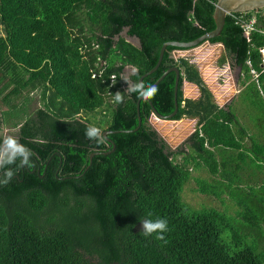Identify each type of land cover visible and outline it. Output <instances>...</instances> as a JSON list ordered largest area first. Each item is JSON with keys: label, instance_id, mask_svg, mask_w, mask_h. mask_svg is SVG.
<instances>
[{"label": "trees", "instance_id": "obj_1", "mask_svg": "<svg viewBox=\"0 0 264 264\" xmlns=\"http://www.w3.org/2000/svg\"><path fill=\"white\" fill-rule=\"evenodd\" d=\"M217 1L0 0V103L24 107L36 93L41 104L20 138L35 167L17 161L0 185V264H264V9L249 37L236 25L240 14H231L211 40L223 43V61L239 71L238 94L263 135L249 133L234 102L227 109L215 103L197 66L174 58L181 49L168 47L143 83L155 85L180 67L173 120L198 118L199 126L189 152L172 149L151 123L155 109L164 117L175 111V73L141 101L121 79L131 65L139 82L164 43L213 31ZM242 15L249 21L253 12ZM126 28L141 48L121 36ZM184 80L200 88L198 100L184 98ZM117 91L121 104L113 102ZM99 109L110 115L103 145L84 134L92 124L84 114ZM203 167L212 182L193 177ZM193 178L202 194H227L234 212L189 206L182 194ZM158 217L168 221L167 243L142 233L141 220Z\"/></svg>", "mask_w": 264, "mask_h": 264}, {"label": "rangeland", "instance_id": "obj_2", "mask_svg": "<svg viewBox=\"0 0 264 264\" xmlns=\"http://www.w3.org/2000/svg\"><path fill=\"white\" fill-rule=\"evenodd\" d=\"M252 19H256V13L253 12ZM183 50V51H181ZM176 51V58H179L180 56L184 55L191 63L195 64L198 68L203 62H205V59H210V63H214L216 66L217 63L222 67L223 63L225 64L226 62L223 61L224 58V49L223 46H219L218 44H208L204 43L199 46L197 51L195 52H190L189 49H181ZM178 52V53H177ZM215 60V62L213 61ZM230 59H227L229 61ZM205 72H208L207 68L205 65L201 66V71L200 73L204 76ZM225 74L223 72L220 74L219 78V83L223 84V77L222 75ZM225 76H230L232 77L233 81L238 77V71L233 70L231 68L230 72H227ZM224 76V77H225ZM225 80V78H224ZM192 85V84H190ZM188 85V86H190ZM210 85H212L210 83ZM192 90H196L195 93H190L188 92V88L186 84H183V91H184V97L187 98V96L194 100L195 98H199L200 96V90L199 88H196L195 85L191 86ZM241 86L237 85L236 88V98L234 101V106L233 108L237 111V117L243 123L245 126L248 127L249 133L251 135L255 134L257 136V133L260 131L259 127H257V123L251 120L250 113L249 115L247 114V109L250 108L247 106V103H245L242 99V96H239V92L241 91ZM209 90L213 94L214 101H217L221 106L226 107L227 102L232 98V96H229L226 94L225 97H222L219 94L218 87H212L209 86ZM33 97V101L37 99L36 93L31 94ZM187 98V99H189ZM232 103V102H231ZM103 110H105L106 114L103 113ZM99 109L96 112L92 114H84V118L91 122L93 125L100 127V128H105V123L107 121H110V115L108 114L109 111L106 109ZM251 112L254 114V112L251 110ZM105 122V123H104ZM151 122L153 126L162 134V137H164L169 144V146L172 147V149L176 151H186L189 152L190 149L187 145L188 140L192 136V134L196 131V129L199 127L198 126V118H188L184 117L182 120L178 122L174 121H164L162 119L156 118V116H153L151 119ZM104 123V124H103ZM183 123V124H182ZM257 127V128H256ZM4 128H6L4 126ZM104 129H102L103 132ZM260 135H263L262 132H259ZM250 142V141H247ZM249 144V143H248ZM228 156V155H227ZM179 160H182V155L179 156ZM192 165V164H191ZM193 177L199 178L202 180H206L209 182H212V176L208 172L207 168L203 167L200 170H193L192 172ZM193 178L186 186L183 191V199L184 201L191 206L192 208L195 209H202V208H216L220 211L222 210H229L230 212H234V209L236 208L235 204L233 201L230 199V197L227 194H224L221 198H216L214 196H208L205 194H202L199 192V187L200 185L197 183V181ZM264 245V243H263Z\"/></svg>", "mask_w": 264, "mask_h": 264}, {"label": "clouds", "instance_id": "obj_3", "mask_svg": "<svg viewBox=\"0 0 264 264\" xmlns=\"http://www.w3.org/2000/svg\"><path fill=\"white\" fill-rule=\"evenodd\" d=\"M127 70H131L132 73H136L135 68L131 65H128L125 68V76L121 77V79L127 83V87L124 90L125 93L129 95L136 93L144 100L153 98L158 91V87L152 84L145 86L142 81H132L130 77L134 74H129V76H127ZM100 73L101 71L98 74L100 75ZM114 78L110 84L114 82ZM113 102L116 104L123 103L124 95L120 91H117ZM18 131V129H5L4 132H0V185L7 184L13 178L14 173L18 170V168H23L26 166L29 169H32L35 167V164L32 161V158L35 154L30 148L20 142L18 135L13 134ZM84 134L87 139L94 141L97 145H103L107 142L101 128L95 125L87 124L85 126ZM38 142L43 143L44 141L41 140ZM17 161H19L18 168L14 169L11 166L16 165ZM148 215L151 216V213ZM141 225L142 233L145 237L152 236V234L155 233V239L167 243L164 233L169 231V228L168 221L165 218L158 217L155 220L145 218L141 220Z\"/></svg>", "mask_w": 264, "mask_h": 264}, {"label": "water", "instance_id": "obj_4", "mask_svg": "<svg viewBox=\"0 0 264 264\" xmlns=\"http://www.w3.org/2000/svg\"><path fill=\"white\" fill-rule=\"evenodd\" d=\"M263 9H264V0H218L216 3V6H215V11H214V22H215V26H216L215 29L213 31L201 36L200 38L191 41V42H166V43H164L161 50H160L157 65L153 68V70H151L150 72L143 75L140 78L139 82L140 81L143 82L144 78H146L147 76H150V75H152L158 71V68H159V66L163 60L164 54H165L168 47L172 46V47H175L178 49H187V48L199 47L200 45H202L206 42L210 43L212 45L211 40L215 39L221 35L222 29H223V26L225 23V18L227 16H229L231 14L252 13V12H257V11L263 10ZM128 32H129V29L126 28L124 30V32L121 34V36L124 37L127 42L132 43L133 45H136V46L141 48L142 44H141L140 39L136 36H129ZM121 36H118L116 39L119 40V38ZM220 44L223 46V43H220ZM171 72L175 73V75H176V80H175V111L171 115L164 117L161 114H159L158 111L155 109L153 116H156L157 118H160L164 121L168 120V121L178 122V121L173 120V118L176 116L178 109H179V105H178V101H177V94H178V90H179V83H180L181 76H182L180 67L176 65V66H173L172 68H170V70H168L157 81V83L155 85L158 87L159 83ZM130 73H132V71L127 70V76H129ZM183 84H184V81H183ZM233 84H234V87L237 88V85H238V79L237 78L233 81ZM141 100H144V99L141 98L140 101ZM140 101H139V103H140ZM232 101H233V96L227 102L226 109L228 108V106L231 104ZM140 122H141V118L139 116V123ZM103 134H104L105 138L110 142V139L107 137V135L111 134V132L106 131V132H103ZM160 135L162 136L161 133H160ZM162 138L165 139L164 137H162ZM113 149H114V145L112 147V150ZM99 153L100 152H98V151L91 153L90 165L92 163L94 155L99 154ZM103 153L107 154L108 152H103ZM90 165H89V167H90ZM89 167L86 170H88Z\"/></svg>", "mask_w": 264, "mask_h": 264}, {"label": "built area", "instance_id": "obj_5", "mask_svg": "<svg viewBox=\"0 0 264 264\" xmlns=\"http://www.w3.org/2000/svg\"><path fill=\"white\" fill-rule=\"evenodd\" d=\"M242 14H245V13H241L239 16L235 17L236 25L243 31L245 36L249 37L250 33L252 31L256 30L255 29V23L257 21V17H256V19H252L251 18L249 21H247V20L244 19V16ZM262 33L264 34V32H262ZM218 45L222 46L220 43ZM198 48L199 47L189 48V51L190 52H195V51H197ZM176 51L177 50L173 51V56H174V58L176 60H179L180 58H186V57H184V55L180 56L179 58H176V55H177ZM181 51H183V50H181ZM259 51H260L261 56H262V63H263L262 65H263V73H264V45L259 48ZM213 61L215 62V60H213ZM247 63L249 64L250 67L252 66L250 60H248ZM202 65H205L207 70H208V72H205L204 76L202 75L203 76V81L208 87L209 86L218 87L219 94L222 97H225L226 94L229 95L230 93H233V91L235 90L234 89V84H233V79H232V77L230 78V76H225V74L227 72H230V70H231V66L229 65L228 61L225 64H223L222 67H221L218 63H217L216 66L214 65V63H210V59L207 58V59H205V62H203L200 66H198L199 72L201 71V66ZM223 72H225V74L222 75L223 84H220L219 83V79H222V78H219V76ZM251 74L254 76V79L258 83V76L259 75L253 70V68H251ZM98 75L93 74L92 78H96V77H98ZM113 78L114 77H111V81H113ZM224 78H225V80H224ZM184 83L186 84L188 82L186 80H184ZM210 83L212 85H210ZM196 88H199V87L196 86ZM224 89H226V90L224 91ZM187 98H189V97L187 96ZM187 98L185 97V99H187Z\"/></svg>", "mask_w": 264, "mask_h": 264}, {"label": "crops", "instance_id": "obj_6", "mask_svg": "<svg viewBox=\"0 0 264 264\" xmlns=\"http://www.w3.org/2000/svg\"><path fill=\"white\" fill-rule=\"evenodd\" d=\"M224 62H227V58L224 59ZM229 65H230V63H229ZM130 74H132V73H130ZM200 75L203 79V76L201 73H200ZM238 75H239V71H238ZM237 79H238V77H237ZM188 85H190L189 82L186 83V86L188 88V92L196 94L197 91L195 89L192 90V88H190L193 85H190V86H188ZM234 89L235 90L233 91V93L229 95V96H233L232 103L235 101V98H236V95H235L236 88L234 87ZM225 90L226 89H224V91ZM183 93H184V91H183ZM199 96H201V91H200ZM194 100H198V98H195ZM215 103H217L221 108L223 107L217 101H215ZM40 105H41L40 102H38L37 99H35L33 101V97H30V95H29L28 100H27L26 104L24 105V107H18L17 106V108H14L16 106L15 101L12 103H9V104L0 103V119L2 120V122L0 124V132H4L5 129H7V130L18 129L19 131L16 133H13V134L18 135V138L20 140V138L25 134L24 130L26 129L27 126H24V125H25L26 121L28 119H34L35 122L37 121L35 113L40 108ZM9 107L12 109L11 111L8 110ZM4 126L6 128H4Z\"/></svg>", "mask_w": 264, "mask_h": 264}, {"label": "flooded vegetation", "instance_id": "obj_7", "mask_svg": "<svg viewBox=\"0 0 264 264\" xmlns=\"http://www.w3.org/2000/svg\"><path fill=\"white\" fill-rule=\"evenodd\" d=\"M128 29H129V28H128ZM132 74H135V73H132ZM200 97H201V96H200ZM200 97H199V98H200ZM199 98H198V99H199ZM152 117H153V116H152ZM151 119H152V118H151Z\"/></svg>", "mask_w": 264, "mask_h": 264}, {"label": "bare ground", "instance_id": "obj_8", "mask_svg": "<svg viewBox=\"0 0 264 264\" xmlns=\"http://www.w3.org/2000/svg\"><path fill=\"white\" fill-rule=\"evenodd\" d=\"M159 119V118H158Z\"/></svg>", "mask_w": 264, "mask_h": 264}]
</instances>
